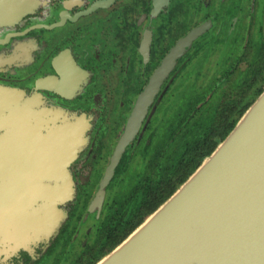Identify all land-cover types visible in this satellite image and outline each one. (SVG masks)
<instances>
[{"label":"flooded vegetation","instance_id":"obj_1","mask_svg":"<svg viewBox=\"0 0 264 264\" xmlns=\"http://www.w3.org/2000/svg\"><path fill=\"white\" fill-rule=\"evenodd\" d=\"M259 3L37 0L33 7L20 9L0 0V97L5 100L0 118V183L6 190L4 201L11 199L7 187H19L24 180L26 134L68 146L59 170L56 163L47 164L50 170L39 176L40 185L51 196L40 197L12 215L13 224L16 221L30 229L32 221H45L48 215L43 210L54 201L49 227L38 229L36 235L29 232L17 245L0 238V264H87L106 251L122 226L138 218L140 202L154 188L165 189L169 178L175 179L173 169L179 158L206 130L213 131L201 129V117L210 118L213 128L231 121L232 109L247 102L243 96H232L213 106L210 103L218 91L248 92L262 82L264 21L258 15ZM189 5L204 11L193 26L185 23ZM197 29L199 33L183 45ZM237 38L239 51L226 50V68L204 85H196L195 79L187 82L185 76L177 81L186 67V77H197L212 51L222 55L223 44L237 42ZM181 44L169 64V56ZM239 63L245 67L236 69ZM236 75L240 84L230 87ZM206 88L208 95L194 110L186 116L180 109L175 113L177 131L172 137L165 135L170 115L187 90ZM145 91L152 93L148 101L142 97ZM137 107L138 118L129 123ZM20 109L22 113L9 116ZM191 127L194 130L188 131ZM130 171L133 183L126 188L123 184ZM57 188L62 199L55 201ZM33 209L38 212L36 219L29 217ZM8 218L6 208L1 227H9Z\"/></svg>","mask_w":264,"mask_h":264},{"label":"water","instance_id":"obj_2","mask_svg":"<svg viewBox=\"0 0 264 264\" xmlns=\"http://www.w3.org/2000/svg\"><path fill=\"white\" fill-rule=\"evenodd\" d=\"M95 264H264V88L173 194Z\"/></svg>","mask_w":264,"mask_h":264},{"label":"bare ground","instance_id":"obj_3","mask_svg":"<svg viewBox=\"0 0 264 264\" xmlns=\"http://www.w3.org/2000/svg\"><path fill=\"white\" fill-rule=\"evenodd\" d=\"M6 1V0H5ZM35 2H24V3H13L9 4V6H16L17 8H30V5H34ZM12 8V7H11ZM5 100L0 97V118L4 117L2 114L3 108L5 105H2ZM26 108V107H25ZM24 109V108H23ZM14 111V110H13ZM16 113H10V117H15L19 113H22V110H16ZM1 126V125H0ZM17 127V125H15ZM19 130L17 129V132ZM76 133V131H75ZM76 136V134H75ZM74 136V141H75ZM25 138V154L23 156V165L25 164L24 170L21 171L22 177H24V180H22V184L19 187H15L10 185L8 188V196L10 201L6 202L4 201V198L6 195V190L2 186V182L0 183V238L1 241H14L15 245L23 243L28 237H26L27 234H30L29 232H33L32 235H36L39 230L47 229L49 227V223H51V218L54 215V210L50 204H48V207L43 210V212H46L48 217H43L45 221H38L37 224L35 221H32L31 227L25 228V224H22L21 226L17 225L16 221L14 224L12 223L13 219V213L20 212L21 209L27 206H30L32 203H34L38 198L46 196L49 198L51 196L50 191L45 189L40 185V177L45 176V172L49 169V165L52 163H56L59 170V164L60 160H63L66 151L68 149L67 144L59 143L56 140L52 141L50 144L49 142L46 143L44 140L45 138L42 137L39 141L34 136H30L26 134ZM31 138V141L30 139ZM36 142V143H35ZM2 144V143H0ZM38 146V147H36ZM2 147V146H1ZM49 164V165H47ZM50 170V169H49ZM54 174L57 176L59 175V171H54ZM5 193V194H4ZM19 196V197H18ZM8 208V212L10 213V218H8L7 226L8 228L1 227L4 224V212L5 209ZM15 210V211H14ZM42 212V213H43ZM38 212H35V210H32V213L29 215L31 218L33 217L36 219V216ZM11 220V221H9ZM33 220V219H32ZM10 223V224H9ZM24 229V230H23ZM39 229V230H38ZM14 230V231H13ZM28 232V233H27ZM22 233V235H21ZM6 239H5V238ZM3 238V239H2Z\"/></svg>","mask_w":264,"mask_h":264},{"label":"rangeland","instance_id":"obj_4","mask_svg":"<svg viewBox=\"0 0 264 264\" xmlns=\"http://www.w3.org/2000/svg\"><path fill=\"white\" fill-rule=\"evenodd\" d=\"M176 1H178V0H176ZM179 1L185 2V0H179ZM220 1L221 0H210V3L214 4V5H217V3H219ZM258 1L260 2L259 3L260 4V6H259L260 11H258L259 12L258 15L264 21V0H258ZM185 11H186V14L188 15L185 18V23L188 26H193V25L199 23L201 21L202 17L204 16V11H202L200 9H194L192 7V5L191 6L189 5L187 8H185ZM173 27H174V24L171 25L170 29L171 28L173 29ZM263 31H264V29H263ZM241 33H242V30H241ZM239 43H240L239 39H238L237 42L234 41L232 43H231V40L226 41V43L223 44L224 45V50L221 52L222 55L219 52L212 51L206 57V59L204 60V64L202 65V69L197 74V77H193L192 75L186 77L187 75H185V74H187L186 72L189 70V67H186V69L182 73L184 75L179 76L177 78V81L178 80H182L183 76H185V80L187 82L193 81L195 79V84L196 85H200V86L204 85L206 83V81L209 79L210 76H212V75L214 76V75L218 74V72H220L222 69L226 68L227 62H224L225 61V56H226L225 55L226 50L227 51H229V50L232 51V54L233 53H237L239 51L240 45H241V44L239 45ZM262 47H264V36H263ZM200 55H201V52H200ZM200 55H197V57L200 56ZM244 67H245V65L243 63H239L237 65L236 69H243ZM239 79H240V77H238V75H236L233 79H231L230 80V87H232V85L234 86L235 84L238 86L240 84L239 83L240 82ZM263 88H264V83L260 82V83H257L256 86L253 87V89L248 90V92H240L238 90L236 91V89L231 91L229 88L225 89V91H218L217 95H215V97L213 98V100H212V102L210 104L215 106L216 103H218V104L220 103V99H222V98L223 99H225V98L229 99L232 96H234V98H236V99L241 97V96H243L245 98V101H249L252 98V100L254 101L260 93H258V95L253 97L252 96L253 92L258 91V90L262 91ZM208 93H209L208 88H206L203 91H200V90L196 91V90H192V89L187 90V92L185 93L184 97H182L181 104H179L177 106V108L175 109V111H173L174 113L172 112L173 114L171 113V115H170V125H169V128H168L169 130H166L165 135H169V136L172 137L173 134H175V132L177 131V128H178L177 125H178L179 119L178 118H177L178 120L176 119V115L177 114L175 115V113H180L179 109L182 112H184V115L186 116L187 113H189L191 110H194V108L196 107V103L199 102V101H202L204 99V97L206 95H208ZM211 105L209 106V108H211ZM236 108L238 109L239 106L238 107L236 106ZM177 110H178V112H176ZM217 111H218L219 114L222 113L221 108L220 109L218 108ZM203 112L204 111H202V113ZM220 116L221 115H219L218 120H219ZM233 118L237 119L238 118L237 114H234ZM200 122H201L200 123L201 129L204 128V127H206V129H208L209 126L211 125L210 118L201 117V121ZM187 130L188 131H190V130L192 131L194 129H192V127H191V128H189ZM132 179H133V171L132 172L130 171L129 174L127 175L126 182L123 185L126 188L132 187V183H133ZM121 189L124 190L122 187H121ZM59 260H61V258ZM47 264H50V262L47 263Z\"/></svg>","mask_w":264,"mask_h":264},{"label":"trees","instance_id":"obj_5","mask_svg":"<svg viewBox=\"0 0 264 264\" xmlns=\"http://www.w3.org/2000/svg\"><path fill=\"white\" fill-rule=\"evenodd\" d=\"M262 82L264 83V73L262 75ZM261 90L253 92L252 96L255 97L260 93ZM252 98L247 101L240 108H236V106L232 109V116L237 114L238 118L246 111V109L251 105ZM237 119H232L231 121L225 120L222 123H218L217 126L209 127L213 131L206 130L204 136L195 142L187 152L179 158L178 163L175 165L173 169L176 172L175 179L172 181L169 178V182L165 189L154 188L153 194H149L146 196L140 204L137 206L136 211L138 218L132 222L129 219L126 222V227L120 229V234L116 236L115 240L111 243V245L104 251L103 253L97 254L93 260L88 262L87 264H95L96 261L111 251L115 246H117L123 239H125L144 219L146 216L151 214L159 205H161L167 198H169L176 188L181 185L188 176L200 165L202 160L209 156L213 150L216 148L218 143L223 140L227 134L233 129L235 126ZM130 223V224H129ZM129 224V225H128Z\"/></svg>","mask_w":264,"mask_h":264}]
</instances>
